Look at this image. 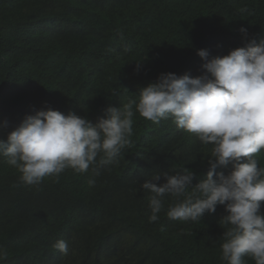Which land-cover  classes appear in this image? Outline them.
<instances>
[{
    "label": "trees",
    "instance_id": "trees-1",
    "mask_svg": "<svg viewBox=\"0 0 264 264\" xmlns=\"http://www.w3.org/2000/svg\"><path fill=\"white\" fill-rule=\"evenodd\" d=\"M159 6L174 18L157 13ZM176 7L177 0H0V138L38 110L73 112L96 123L103 110L134 101L161 73L203 75L197 50L211 58L245 46L243 36L233 41L236 35L213 29L207 17L220 10L234 9L235 18L242 11L252 23L264 20V0H184ZM142 20L147 24L137 30ZM247 33L257 44L264 40V29ZM135 62H142L139 71ZM133 111L141 136L187 135L172 119L157 124L134 104ZM141 141L132 135L91 187L92 168L25 185L0 157V264H226L221 244L229 225L221 206L201 220L181 222L167 217L174 200L166 196L158 221L149 222L151 193L141 184L170 173L178 152L165 147V161H154ZM210 145L197 139L189 150L205 153ZM58 240L67 242V255L53 247Z\"/></svg>",
    "mask_w": 264,
    "mask_h": 264
},
{
    "label": "clouds",
    "instance_id": "clouds-1",
    "mask_svg": "<svg viewBox=\"0 0 264 264\" xmlns=\"http://www.w3.org/2000/svg\"><path fill=\"white\" fill-rule=\"evenodd\" d=\"M183 7L184 0H177L176 8ZM164 12L169 13L159 6L157 13L166 20L174 18ZM233 14L234 9L220 10L207 18L216 32L236 35L233 41L243 36L245 46L228 47L219 52L222 56L211 58L208 50H197L204 61L203 75L161 73L138 89L134 101L103 110L96 123L73 112L35 111L0 138V157L20 172L25 185H39L46 177L59 179L67 169L85 173L92 168L91 187L102 167L119 160L132 135L141 137L154 161L164 162L165 147H170L178 152L173 170L158 172L141 184L151 193L149 222L158 221L166 196L174 200L167 217L181 222L201 220L219 205L220 213L226 212L221 220L229 225L222 235V260L246 264L248 257L264 264V40L257 44L247 33L252 27L264 29V20L252 23L249 14L239 11L236 18ZM114 23L122 26L117 19ZM109 24L104 18V27L112 30ZM146 24L136 21L137 30ZM135 64L139 71L142 62ZM133 104L146 120L158 124L172 119L171 126L187 135L169 139L139 135L133 129ZM197 139L211 144L205 153L189 150ZM53 247L65 255L69 252L64 240Z\"/></svg>",
    "mask_w": 264,
    "mask_h": 264
}]
</instances>
